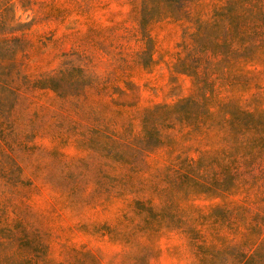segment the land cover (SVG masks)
<instances>
[{"label":"rangeland","instance_id":"rangeland-1","mask_svg":"<svg viewBox=\"0 0 264 264\" xmlns=\"http://www.w3.org/2000/svg\"><path fill=\"white\" fill-rule=\"evenodd\" d=\"M141 8L142 0H0V35L22 40V46L12 43L22 48L10 69L18 98L0 122V164L5 153L23 170L22 183L0 170V227L29 221L46 246L45 264H132L139 255L145 257L141 264H207L183 230L195 225L206 245L218 244V233L233 235L226 225L218 231L210 221L200 225L191 219L208 214L221 199H182V190L171 184L179 176L169 175L167 166L200 155L196 141L182 140L186 130L167 131L188 148L184 152L162 146L132 158L134 153L100 151L84 142L100 126L108 136L120 134V147L135 146L147 107L173 104L192 93L191 79L173 70L190 22L163 17L143 25ZM211 10L210 0L188 5L191 16L207 18ZM72 68L90 84L79 100L98 121L68 112L66 117L54 92L34 87L37 79ZM247 69L248 87L223 95L233 94L249 110H264V66ZM210 136L211 146L200 151L222 147L217 134ZM252 174L262 179L260 186L227 202L248 206V215L264 205V159ZM242 178L251 180V174ZM164 188L177 198L184 222L152 232L145 227L146 212L139 214L134 202L159 209ZM240 231L233 235L237 240L244 238L245 226Z\"/></svg>","mask_w":264,"mask_h":264},{"label":"trees","instance_id":"trees-1","mask_svg":"<svg viewBox=\"0 0 264 264\" xmlns=\"http://www.w3.org/2000/svg\"><path fill=\"white\" fill-rule=\"evenodd\" d=\"M198 1L201 0H142L140 21L145 25L167 17L181 23L190 22L178 44L180 50L173 70L191 79L192 93L173 104L147 107L142 119V134L136 137L135 146L120 147V134L114 131L108 136L100 126L95 137L84 142L91 147L97 146L100 151L109 148L115 154L134 153L131 157L137 151L150 153L162 146L179 147L180 152H184L188 148L167 131L186 130L182 140L196 141L200 155L196 160L182 158L167 166L166 169L171 170L169 175L175 172L179 176L171 184L182 190V199L222 200L208 214L191 219L200 225L210 221V228L218 231L226 225L233 235L241 233L240 226H245L246 233L241 240L218 233L215 238L219 245H206V236L195 225L183 231L189 234L193 245L202 253L201 260L207 264H264V205L258 212L248 215V206L229 207L227 203L229 196L250 193L262 182L252 174V167L264 159V110H249L233 94L223 95L233 92L239 85L248 87L252 77L248 76L247 65L264 66V0H210L212 10L207 18L189 13L188 5ZM13 42L22 46L21 38L0 35L1 123L18 98H13L16 88L12 85L10 69L17 62V51L22 48H12ZM89 85L82 71L72 68L37 79L34 87L54 92L60 100V111L66 117L69 118L70 113L98 121L99 117L91 109H85L79 100ZM211 133L218 135L222 147L200 151L206 143L211 146ZM0 170L13 175L14 182H23L20 179L22 167L5 153ZM243 173L251 174V180L242 178ZM160 198L163 206L159 209L147 201L134 202L139 214L146 212L143 216L145 227L152 232L162 226L168 227L171 221L184 222L178 217V201L172 191L164 188ZM30 226L29 221H21L0 227V264L46 263V246ZM141 261H145L143 255L132 264H141Z\"/></svg>","mask_w":264,"mask_h":264}]
</instances>
